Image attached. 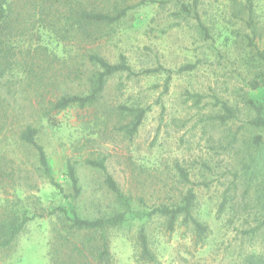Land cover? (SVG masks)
<instances>
[{
  "label": "rangeland",
  "instance_id": "obj_1",
  "mask_svg": "<svg viewBox=\"0 0 264 264\" xmlns=\"http://www.w3.org/2000/svg\"><path fill=\"white\" fill-rule=\"evenodd\" d=\"M72 1L77 9L80 0ZM103 1L109 8L142 4L120 22L98 28L94 44L85 43V35L73 27L71 7L64 1L48 4L43 15L31 5H19L15 12L19 52L41 44L61 59L49 73L57 75L50 81L54 91L45 93L47 99L86 91L84 81L63 66L83 64L87 50L97 51L110 63L124 55L138 75L113 76L94 109L62 112L56 117L57 127L38 123L42 100L25 85L23 74L3 79L12 127L29 121L41 127L39 142L63 193L42 176L35 151L8 133L0 137L4 170L0 205L4 201L16 205V196L22 200L19 205L30 210L66 205L64 194L72 192L67 176L71 162L81 188L74 203L78 214L90 219L113 216L121 207L105 184V174L84 164L87 158L100 156L122 191L143 199L144 206L136 199L133 206L146 211L180 200L192 187L180 178L175 168L179 164L195 185L193 215L207 227L206 233L199 234L182 221L170 231L160 217L132 220L108 233L112 264H264V153L257 157L254 141L257 136L264 141V133L250 124L258 113L249 103L264 106V63L258 58V52H264V0H97V4L102 6ZM181 4L190 7L192 15L184 13ZM194 64V70L177 73ZM159 66L175 72L167 93L165 74L144 73ZM254 80L261 84L258 90L252 89ZM223 104L235 113L225 123L220 120L226 114ZM137 107L150 109L130 138L118 128L132 120L126 109ZM64 226L55 217L29 223L12 247L0 251V264H51L56 233ZM143 228L153 261L141 258Z\"/></svg>",
  "mask_w": 264,
  "mask_h": 264
},
{
  "label": "trees",
  "instance_id": "obj_2",
  "mask_svg": "<svg viewBox=\"0 0 264 264\" xmlns=\"http://www.w3.org/2000/svg\"><path fill=\"white\" fill-rule=\"evenodd\" d=\"M64 1L65 6L71 7V14L68 16L76 26L77 31H81L84 36V42L94 44L97 38H94L95 31L103 26H111L120 22L126 17L127 13L141 4L135 6H113L112 8L105 7V1L102 6L97 4V0H80L76 4L77 9L73 6L76 2L72 0ZM178 1V0H174ZM59 0H0V137L8 133H13L17 137V141L25 146L30 147L35 151L39 164V171L49 183L57 190L63 193L61 185L55 180L52 167L48 160L47 152L44 146L39 142L41 127L35 126L34 121H29L21 124L18 129L13 128L10 123V118L7 115L9 110H12L11 103L3 94V79L8 75L20 72L23 74V81L28 86L31 92L41 98L42 115L38 123L44 121L51 127L58 126L57 115L72 108L80 110L94 109L102 97V93L110 78L118 74H128L129 76L136 74L131 65L128 63L126 56L121 55L117 63H110L103 58L95 50H87L83 57V64L78 66H68L64 62L65 69L68 74L75 78L83 80L86 91L80 95H63L60 98L47 99L45 93L52 94L54 91L49 89L50 81L54 79L49 73L52 72L53 65L61 62V59L56 52H52L48 46L37 45L32 48H27L26 51L21 49L16 44L17 32L19 31L17 24L19 19L15 17L19 5L23 8L31 5L40 9L41 15L50 6L54 5ZM250 8H251V2ZM51 4L50 6H47ZM144 4V2H143ZM182 11L188 15H192L190 7L181 4ZM19 17V15H18ZM196 19L199 22L201 30L204 31L206 38L210 37L209 30L201 22L200 17L196 14ZM258 58L264 63V52H258ZM196 65H187L177 73L194 70ZM145 74H165L166 82L164 93L169 91L174 71L159 66L152 70H146ZM58 79V78H57ZM261 88L260 82L254 80L252 89L258 90ZM11 89L8 90V92ZM48 94V95H49ZM258 115L250 124L264 133V106L257 104L254 100H249ZM223 110L226 114L220 116L222 122L228 119L235 118L234 111L227 105L223 104ZM121 107L120 109H123ZM150 108H132L126 109L130 111L132 120L125 126L118 129L123 131L128 137L133 138L140 126L142 125ZM257 157H261L264 153V141L261 136L255 138ZM88 167L97 169L105 174V184L108 189L116 196V199L121 207V211L110 217L98 218H83L75 209V201L81 195V188L77 177V170L71 162L67 165V176L71 183L72 192L64 194L66 205L50 208L49 211L42 208L30 210L27 206L19 205L21 198L16 196L14 201L16 205L8 201H4L0 205V251L13 246L16 239L23 232L25 227L36 219H46L50 217L60 218L64 222V231L58 230L56 233L57 244L50 251L51 264H112V255L110 252L109 231L119 228L129 221L137 220L144 222L146 219L155 217L164 218L167 228L173 231L179 221L185 224H192L199 234H204L207 231L201 222L193 215L197 195L195 193L194 184L190 181L186 170L179 164H176V170L180 178L191 184L192 187L181 195L180 200L171 204L162 203L153 208H147L146 211L136 209L133 202L136 199L144 206L142 198H134L133 195L125 194L113 176L109 174L106 165V159L100 156H91L84 161ZM3 164L0 159V170H3ZM4 177V174L2 175ZM18 204V205H17ZM140 243L142 246L141 258L144 260L153 261L155 259L148 245V238L143 228L140 232Z\"/></svg>",
  "mask_w": 264,
  "mask_h": 264
}]
</instances>
